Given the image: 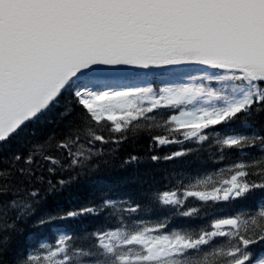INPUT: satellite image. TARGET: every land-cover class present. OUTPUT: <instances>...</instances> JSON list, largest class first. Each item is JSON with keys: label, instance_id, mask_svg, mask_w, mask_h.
Segmentation results:
<instances>
[{"label": "snow or ice", "instance_id": "obj_1", "mask_svg": "<svg viewBox=\"0 0 264 264\" xmlns=\"http://www.w3.org/2000/svg\"><path fill=\"white\" fill-rule=\"evenodd\" d=\"M117 66H205L216 71L195 69L204 72L198 77L192 75L193 69L184 68L182 76L226 82L225 90L216 91L204 84L117 90L111 82L98 78L104 67ZM63 92L73 93L86 110L83 122L91 137L89 143L106 142L102 134L88 127L89 117L97 125L107 120L112 125L110 131L123 132L135 121L155 119L148 114L160 108H178V114L165 121V125L174 126L168 127L170 133L180 132L185 139L203 142L209 138L205 130L237 122L241 131L232 128L216 141L222 146L221 152L257 142L264 149V135L252 119L264 113V0H0V145L8 144L28 123L57 107ZM188 105L194 106L189 109ZM70 111L66 109L61 115ZM241 113L243 119L236 121ZM154 139L161 145L178 142L161 136ZM78 140V135L70 136L57 145L67 150L71 165L83 163L92 154L91 149L82 150L83 145L74 151ZM180 155L183 153H173L165 159ZM43 158L53 165L60 163L51 155ZM12 159L18 162L22 156L15 154ZM24 159L31 164L33 153ZM232 167L234 173L224 181L228 187L214 188L210 193L187 191L185 196L205 202L229 201L254 188L264 189V183H249L246 179L250 168H259L257 174L264 176V157ZM18 171L25 173L24 168ZM12 178L11 171L0 169V198L13 197L0 199V231L14 228V223L8 222L10 212L17 211L16 218L20 219L30 211V205L19 198L21 189L10 183ZM30 195L35 197L37 193ZM161 200L173 206L183 204L174 192L163 193ZM111 203L105 201L106 206ZM95 211L84 207L64 215L74 217ZM198 211L193 208L182 214L191 216ZM226 226L234 231H224ZM165 227L160 224L156 229L130 233L120 229L96 233L97 244L89 248L74 247L70 243L73 238L62 234L54 248L42 245L48 249L43 261L208 264L209 255H222L231 258L225 264H264V249L249 248L257 232L258 239L264 240V202L255 214L214 219L212 230L202 229L198 234L183 230L160 233L159 229ZM216 237L238 239L239 243L229 242L227 251L203 247ZM7 240L4 237L0 241V252ZM131 245L139 247H125ZM39 261L41 256L30 253L19 264Z\"/></svg>", "mask_w": 264, "mask_h": 264}, {"label": "trees", "instance_id": "obj_2", "mask_svg": "<svg viewBox=\"0 0 264 264\" xmlns=\"http://www.w3.org/2000/svg\"><path fill=\"white\" fill-rule=\"evenodd\" d=\"M160 84L162 82L157 78L155 85L159 88ZM59 100L57 107L28 123L19 136L8 144L0 145V169L12 172L10 183L21 189L19 198L30 205V211L21 215L20 219L16 218L17 211L9 213L8 222L14 223V228L0 231V241L8 238L4 251L0 252V264H19L30 253L42 256L48 249H41V243L52 244L70 230L74 232L70 243L74 247L84 248L97 244L94 233L116 229L130 233L165 224L166 227L162 228L165 233L183 230L198 234L202 229L212 230L210 224L214 219L236 215L244 218L255 214L261 202H264L262 188H254L229 201L205 202L187 196L182 205L173 206L161 200L163 193H181L196 181L200 186H223L224 181L230 180L234 173V164L264 157V149L259 142L243 149H224L221 152L222 146L216 141L232 128L241 131L237 122L217 125L215 130L207 129L205 131L209 138L197 142L195 139H185L180 132L168 131V127L173 126L165 125V116L176 109L156 110L148 114L155 116V119L135 121L123 132L110 131L112 125L107 120L97 125L89 117L88 127L102 134L106 141L89 143L91 137L87 135L83 122L87 116L86 110L77 103V98L71 92H63ZM66 109H71L70 114L62 116ZM243 116L241 113L236 121L242 120ZM252 119L257 130L264 135V113L254 115ZM77 135L79 140L73 145V150L83 145L82 150L91 149L92 154L83 163L71 165L67 150L57 145ZM157 136L178 142L161 145L154 139ZM177 152L183 155L165 159ZM30 153H33V162L26 164L24 158ZM15 154H20L22 159L14 161L12 157ZM44 155H51L60 163L53 165L44 160ZM153 156L159 159L153 160ZM20 168L25 169L23 175L18 171ZM49 168L53 171H49ZM258 172L259 168L249 169L250 175L246 178L249 183H264V176ZM32 192L37 195L32 197ZM105 201L112 203L106 206ZM84 207L95 208L96 211L74 217L64 215L70 210ZM193 208L198 209V213L191 216L182 214ZM258 236L257 232V236L253 237L255 243L249 248L264 249V240H259ZM229 242L239 243L238 239L216 237L210 245L203 247L210 251H227ZM239 246L243 247L242 244ZM230 259L222 255H209L208 264H225Z\"/></svg>", "mask_w": 264, "mask_h": 264}, {"label": "rangeland", "instance_id": "obj_3", "mask_svg": "<svg viewBox=\"0 0 264 264\" xmlns=\"http://www.w3.org/2000/svg\"><path fill=\"white\" fill-rule=\"evenodd\" d=\"M199 68H203V67H194V68H190V69H193L192 71V75H196L198 77H202L204 75V72L203 71H195V69H199ZM206 71H216V70H211V69H206ZM168 78V79H167ZM202 79H195V80H189V79H186V78H183L182 76V69L181 70H175L174 72L170 73L166 79H165V82L163 84V86H166V85H182V84H188L190 86H193V87H196V86H199L198 85V82L201 81ZM144 82V81H143ZM218 84H221L222 82H219V81H214ZM135 83V84H134ZM134 83H122V84H118V85H113L114 88H116L117 90H129V89H132V88H136V87H145V83L144 84H138L137 82H134ZM162 86V87H163ZM95 87H103V85H96ZM225 88V87H224ZM194 105H188L187 108H191L193 107ZM181 107H184V106H181ZM180 110V109H179ZM178 110V112H179ZM175 113V114H178ZM170 117V116H169ZM229 185L227 186H221V187H217V188H226L228 187ZM214 188L212 187H205V189L203 188H194L192 187L190 190L188 191H201V190H205L207 191L208 193L212 192ZM187 191L183 192V194L181 195L182 198L186 197L185 196V193ZM177 196L179 197V195L177 194ZM161 233V232H160ZM153 235L157 234L156 232H153L152 233ZM127 247H130L132 248L133 250L137 249L139 246L137 245H131V246H127Z\"/></svg>", "mask_w": 264, "mask_h": 264}, {"label": "water", "instance_id": "obj_4", "mask_svg": "<svg viewBox=\"0 0 264 264\" xmlns=\"http://www.w3.org/2000/svg\"><path fill=\"white\" fill-rule=\"evenodd\" d=\"M177 67H193V66H166L163 68H150L140 69L132 66H117V67H104L98 78H116V77H133V76H144V75H156L169 68Z\"/></svg>", "mask_w": 264, "mask_h": 264}, {"label": "bare ground", "instance_id": "obj_5", "mask_svg": "<svg viewBox=\"0 0 264 264\" xmlns=\"http://www.w3.org/2000/svg\"><path fill=\"white\" fill-rule=\"evenodd\" d=\"M70 234H74V232L73 231H68ZM98 233H100V232H98ZM94 234H96V233H94ZM93 234V235H94ZM94 237H95V239H96V236L94 235ZM97 241V240H96ZM56 242L57 241H53V243L52 244H49V242H47L46 244L45 243H41V246L42 245H50V246H52L53 248L56 246ZM42 248H44V247H41V249ZM45 254H43L42 256H41V261H39V262H41V263H43V264H55V261L53 260V261H51V262H45V261H43V256H44ZM57 259H59V257H57Z\"/></svg>", "mask_w": 264, "mask_h": 264}]
</instances>
